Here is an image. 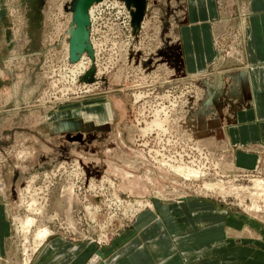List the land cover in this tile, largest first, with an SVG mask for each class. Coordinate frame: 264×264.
Listing matches in <instances>:
<instances>
[{"label": "rangeland", "instance_id": "374dc122", "mask_svg": "<svg viewBox=\"0 0 264 264\" xmlns=\"http://www.w3.org/2000/svg\"><path fill=\"white\" fill-rule=\"evenodd\" d=\"M120 1H93L106 11L90 20L88 49L77 54L70 42L80 26L79 0H6L21 18L18 43L2 53L9 79L0 115V264H31L40 227L51 238L105 247L155 198L207 196L226 208L240 235L251 220L249 234L264 232V158L254 170L234 165L216 72L189 71L175 41L184 0L175 7L144 0L137 8ZM105 3L126 7L134 16L129 26L109 28L116 9ZM81 54L86 74L72 87L62 78ZM220 55L226 64L236 57ZM178 167L201 175L182 176ZM27 217L38 223L23 234L19 221Z\"/></svg>", "mask_w": 264, "mask_h": 264}, {"label": "crops", "instance_id": "0c3cea01", "mask_svg": "<svg viewBox=\"0 0 264 264\" xmlns=\"http://www.w3.org/2000/svg\"><path fill=\"white\" fill-rule=\"evenodd\" d=\"M167 2L172 7L181 3ZM236 2L243 9L236 10ZM5 4L0 0L1 116L6 113L2 101L9 79V62L2 53L18 43L16 23L21 18L17 9ZM184 6L175 41L188 57L189 71L216 72L211 78L220 81L214 85L227 100L226 111L219 114L231 118L222 127L225 143L238 169L247 164L254 170L264 158V0H184ZM223 50L236 57L226 64ZM208 198L185 196L170 202L155 198L152 208L141 210L105 247L50 237L31 264H92L91 258L99 254L94 264H264V232L249 234L254 220L241 224L240 235L238 227L230 225L226 208Z\"/></svg>", "mask_w": 264, "mask_h": 264}, {"label": "bare ground", "instance_id": "6f19581e", "mask_svg": "<svg viewBox=\"0 0 264 264\" xmlns=\"http://www.w3.org/2000/svg\"><path fill=\"white\" fill-rule=\"evenodd\" d=\"M94 0H89L87 2L83 1V3H79L78 6H80V4L82 5V8H83V11L81 13V15H79V17H76L77 21H80V26H79V29L77 30L76 34H75V38L74 40L77 42L78 40H80L81 37H83L85 39V46L87 44V41H88V35L86 33H88L86 31V27L84 25V22L86 21V19H94V13H95V7H94ZM117 1H120V0H117ZM129 1L130 5H133L135 3H138L139 0H127ZM146 3V1H144ZM87 3H88V6H87ZM133 3V4H132ZM136 5V4H135ZM77 6V8H78ZM93 6V7H91ZM139 5H136V8L138 7ZM91 8V10H90ZM86 9V10H85ZM88 10H90V13H89V16L87 15V12ZM136 17V15H135ZM134 18V16L132 17ZM91 22V21H90ZM72 48V47H71ZM88 49V47L86 46V49L84 50V52ZM74 53H84L83 51H79V50H72L71 49V52ZM75 56V55H74ZM78 58L75 57V60H77ZM79 61L77 63H74L75 65L74 66V69L73 71H71L70 73L71 74H67L65 75L62 80L63 82L65 81L66 83L69 81V84L73 87L74 85H76L77 83H79V77L81 76H84L86 74L83 73L84 69L87 70V56L85 54H81V56H79ZM54 88H57L58 87V81L56 80L55 83L53 84ZM159 118V117H158ZM156 123L160 124L159 121H157ZM164 127V126H163ZM164 129V128H163ZM176 172L179 174H181L182 176H186L188 178H198L199 174L201 175L200 172H195L193 170H191V168H187V167H178L175 169ZM258 184H261L260 181H257V185ZM262 185H264V182H262ZM256 195V194H255ZM260 199H261V196H260ZM257 200V199H256ZM32 208L31 211H33V213H36V209H34L33 205L30 206ZM256 207V206H255ZM258 210V209H257ZM256 211V210H255ZM257 213V212H256ZM33 219H35L34 217L33 218H25V220H20L19 222H21V225H22V233H26L27 231L31 230L32 228L36 227V224L38 223L37 221H34ZM35 238H34V243L36 244V249L37 248H40L41 245L47 240L49 239L51 236H52V233L49 229L45 228V227H40V229L38 228L36 233H35ZM100 257V256H99ZM97 260V259H96ZM92 262H95V260H92Z\"/></svg>", "mask_w": 264, "mask_h": 264}, {"label": "built area", "instance_id": "2783aa9c", "mask_svg": "<svg viewBox=\"0 0 264 264\" xmlns=\"http://www.w3.org/2000/svg\"><path fill=\"white\" fill-rule=\"evenodd\" d=\"M118 2L123 3L122 1H118ZM118 2H116V3H118ZM103 6L105 8H108L109 10H112V9L115 10L116 9V12L114 14V16H116L115 20L112 19V17H111L109 19V21H111L112 23L117 22V24L114 25V24H111L110 23L109 24V28H114V29H116V28H120V29L123 28L124 29L123 26H129L130 21L133 18L130 17L131 15H129L126 12V7H124L122 5L119 6L118 4H114V3H112L110 5H108V3H105ZM123 10H124V12H123ZM105 11L106 10L103 7H101V8L100 7H95V13H94V16L95 17H94L93 20L91 19L92 23H96V21L97 22L101 21L102 20L101 13H104ZM119 31H121V30H119Z\"/></svg>", "mask_w": 264, "mask_h": 264}, {"label": "water", "instance_id": "95a60500", "mask_svg": "<svg viewBox=\"0 0 264 264\" xmlns=\"http://www.w3.org/2000/svg\"><path fill=\"white\" fill-rule=\"evenodd\" d=\"M83 1L87 2L89 0H83ZM140 1L144 2V0H139L138 2H140ZM79 2L83 3L82 0H79ZM87 6H88V3H87ZM82 11H83V8H82V5L80 4V6H78V8L75 9V11H74L75 12V14H74L75 18L79 17V15H81ZM78 22H79V24H81L80 21H78ZM89 24H90V19L89 20L86 19V21L84 22L85 27L88 26ZM86 34L88 35V33H86ZM70 46L72 47V50H76L77 49L79 51H83L84 52V50L86 49L85 39L83 37H81L80 40H78L77 42L73 39L70 42Z\"/></svg>", "mask_w": 264, "mask_h": 264}]
</instances>
